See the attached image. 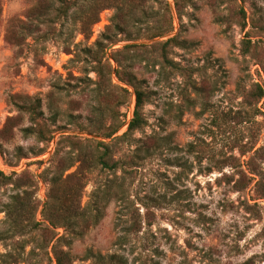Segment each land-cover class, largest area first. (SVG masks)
Instances as JSON below:
<instances>
[{"label":"rangeland","instance_id":"obj_1","mask_svg":"<svg viewBox=\"0 0 264 264\" xmlns=\"http://www.w3.org/2000/svg\"><path fill=\"white\" fill-rule=\"evenodd\" d=\"M104 1L0 0V264H56L57 238L62 264H264V0ZM135 89L145 124L121 138ZM97 143L118 167L75 202L97 222L51 228ZM24 191L40 225L21 233L5 207Z\"/></svg>","mask_w":264,"mask_h":264},{"label":"trees","instance_id":"obj_2","mask_svg":"<svg viewBox=\"0 0 264 264\" xmlns=\"http://www.w3.org/2000/svg\"><path fill=\"white\" fill-rule=\"evenodd\" d=\"M78 0H73V3L76 4ZM104 2H108L105 0ZM111 6V5H108ZM67 9V8H66ZM66 9L63 11L65 14ZM100 8H97L96 10L91 9L89 12L79 11V13H76L78 18H82V20L79 22L82 29H86L90 27L91 25H94L98 22V12ZM110 28V27H108ZM114 28L117 29V31H120L117 28V25L114 26ZM110 39V37H108ZM98 76H102L101 71H97ZM117 74V73H116ZM120 80V79H119ZM134 111L132 115V119L129 121L126 127V131L122 134L121 138H126L129 135H131L133 132L139 130L143 124H145L143 117L141 115L142 107L145 103L146 97L143 92L140 90L135 89L134 90ZM264 97L263 91L259 87H257V94L255 95V99L261 100ZM119 129V127L115 128L112 133L105 135V138L108 140H111L113 135L116 133V131ZM119 138V139H121ZM71 144L76 145L75 141L72 139L70 140ZM111 144H104V143H97L95 147L90 149H83L80 147V149L77 151V156L73 159L70 158L71 163L68 165V167H72L73 164L76 162L78 163L76 171L69 175L61 184L60 187V196L53 195L52 197H49V201H47L44 204V218L48 225L51 228H56L61 223L67 222L68 224L80 220L83 224H90L96 223L97 219L99 217V213L96 212L94 215H86L83 211L79 212V207L75 205V202L80 198L81 196V179L84 178L87 170L92 168L93 166L99 167L101 170H105L107 172H114L117 167L118 163L117 161H114L111 156ZM101 148V150H99ZM2 177V174H0ZM4 178V177H2ZM76 179L77 181L72 186H67V183H69V180ZM56 181L57 185L59 186L60 180L57 178L54 180ZM111 190L110 186H107L106 192H109ZM10 203L5 207V216L6 220H8L11 229L17 231V232H23L24 230L28 229H36L40 224L33 223L30 221V216L32 215L33 211L35 210L34 204L31 200V195L27 192H23L21 195H14L11 198ZM69 203H73L71 206L64 205V200H66ZM67 206V207H66ZM74 226V225H73ZM54 237L51 238V241ZM59 239L57 238L55 241L53 248L56 264H62L60 257H58V253L56 251L55 245ZM59 254L64 256L62 251H59ZM109 259L113 260L115 264H122L121 261L118 259L115 255H110ZM17 263V261H15ZM245 264H249L248 262ZM251 264V263H250Z\"/></svg>","mask_w":264,"mask_h":264}]
</instances>
